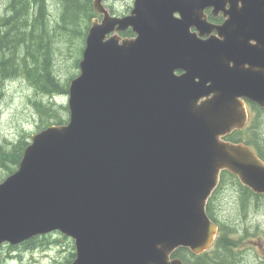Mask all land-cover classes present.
Instances as JSON below:
<instances>
[{
	"label": "water",
	"instance_id": "water-1",
	"mask_svg": "<svg viewBox=\"0 0 264 264\" xmlns=\"http://www.w3.org/2000/svg\"><path fill=\"white\" fill-rule=\"evenodd\" d=\"M93 4L69 121L33 134L0 182V246L60 231L69 264H187L172 255L213 243L223 170L264 193V160L224 139L245 127V100L264 108V0H134L123 16Z\"/></svg>",
	"mask_w": 264,
	"mask_h": 264
},
{
	"label": "rangeland",
	"instance_id": "rangeland-1",
	"mask_svg": "<svg viewBox=\"0 0 264 264\" xmlns=\"http://www.w3.org/2000/svg\"><path fill=\"white\" fill-rule=\"evenodd\" d=\"M47 5L50 25L54 30L60 13V3L59 0H48ZM104 5L111 9L112 13L124 15L131 11L134 0H104ZM51 45L54 73L65 85L67 81L71 82L80 73L79 62L86 46V39L80 35L71 37L58 30L53 31ZM68 98V93L50 94L42 90L36 91L33 84H29L21 76L4 77L0 68L1 141L8 150H11L12 144L20 139L31 142L34 133L47 127L49 123L56 122V117L41 116L37 102L53 107L59 116L69 119V110L65 108L66 105L68 106ZM249 110L252 111L248 104ZM258 112L259 110L254 107L252 125L256 121L264 129V112ZM252 113H249L250 117ZM6 173L1 167L0 182L8 176ZM216 207L224 219H232L237 227L236 232L234 230V233H231L236 244L234 253L237 263L234 264H264V195L251 197L246 193L239 199L230 191L224 190L220 200L216 201ZM226 226L229 225L226 224ZM23 244H2L0 257L4 259L3 263L66 264V258L70 256L71 251H76L74 239L59 231L47 234V238L43 239L42 243L37 242L34 247L27 248ZM10 245L14 247L10 248ZM227 261L230 262V260Z\"/></svg>",
	"mask_w": 264,
	"mask_h": 264
},
{
	"label": "trees",
	"instance_id": "trees-1",
	"mask_svg": "<svg viewBox=\"0 0 264 264\" xmlns=\"http://www.w3.org/2000/svg\"><path fill=\"white\" fill-rule=\"evenodd\" d=\"M47 3L48 0H0V68L4 77H24L29 84H33L36 91L67 94L70 82L62 84L54 73L51 51L53 31L60 30L71 37L80 35L86 39L92 19L98 16V13L94 9V0H59L60 13L53 30ZM121 35L131 37L134 33L128 29L122 31ZM36 104L41 116L57 118L54 124L68 121L59 116L53 107L41 102ZM65 108L69 110L67 105ZM258 110V113L264 112V109L258 108ZM227 138L234 142L244 141L251 144L264 159V129L260 123L255 121L252 125L251 122L247 128L236 130ZM12 145L13 148L8 150L0 139V168L5 169L6 175L13 173L19 167L28 142L20 139ZM46 238L47 235L37 236L23 245L27 248L34 247L37 242L42 243ZM13 247L10 245V248ZM188 254V249L180 248L175 251L174 256L187 261ZM75 257L76 253L72 250L70 256L66 258V264L72 262ZM3 262L4 259L0 257V264H4Z\"/></svg>",
	"mask_w": 264,
	"mask_h": 264
},
{
	"label": "flooded vegetation",
	"instance_id": "flooded-vegetation-1",
	"mask_svg": "<svg viewBox=\"0 0 264 264\" xmlns=\"http://www.w3.org/2000/svg\"><path fill=\"white\" fill-rule=\"evenodd\" d=\"M230 7V4H227V8ZM214 7H207L204 10L206 18L209 22L214 24H223L225 20L229 18V15H225L223 11H220L218 14H215ZM179 15V14H178ZM213 33H217L216 30ZM249 107L252 109L256 107L253 104H249ZM258 108H256L257 110ZM249 110V113H252ZM253 118V113H252ZM251 119V118H250ZM249 122L247 123L248 126ZM246 126V127H247ZM256 149V148H255ZM231 180V181H229ZM224 190L230 191L232 194L236 195L239 199L243 197L246 193L251 197H258L259 194L254 192L251 188L243 184L240 179L230 174L227 171H223L220 182L217 188L213 191L211 198L207 204V210L210 218L218 225V233L209 248H207L201 254H196L190 249L188 254L187 264H234L237 263L235 257V247L236 244L234 242L231 233L236 232V224L233 223L232 219L226 220L224 219L217 211L216 201L220 200L221 194ZM229 225V226H226ZM233 224V225H231ZM235 230V231H234ZM234 231V232H233ZM230 253V254H229ZM201 258V260H196L197 258ZM230 260L228 262L227 260Z\"/></svg>",
	"mask_w": 264,
	"mask_h": 264
},
{
	"label": "bare ground",
	"instance_id": "bare-ground-1",
	"mask_svg": "<svg viewBox=\"0 0 264 264\" xmlns=\"http://www.w3.org/2000/svg\"><path fill=\"white\" fill-rule=\"evenodd\" d=\"M24 34V33H23ZM1 44V43H0ZM2 51V50H1ZM8 57V56H7ZM13 58V57H12ZM8 62V61H7Z\"/></svg>",
	"mask_w": 264,
	"mask_h": 264
}]
</instances>
